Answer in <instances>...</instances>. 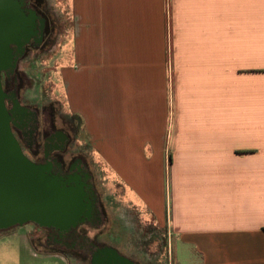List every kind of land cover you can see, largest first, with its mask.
<instances>
[{
    "label": "crops",
    "instance_id": "0c3cea01",
    "mask_svg": "<svg viewBox=\"0 0 264 264\" xmlns=\"http://www.w3.org/2000/svg\"><path fill=\"white\" fill-rule=\"evenodd\" d=\"M67 6L69 113L109 184L166 231L176 264H264V0ZM5 234L0 264H73Z\"/></svg>",
    "mask_w": 264,
    "mask_h": 264
},
{
    "label": "rangeland",
    "instance_id": "374dc122",
    "mask_svg": "<svg viewBox=\"0 0 264 264\" xmlns=\"http://www.w3.org/2000/svg\"><path fill=\"white\" fill-rule=\"evenodd\" d=\"M33 1L47 18L48 26L41 45L29 49L19 63L16 73L18 94L21 101L38 110L47 120L53 119L55 127L71 137L69 150L82 157L94 176L105 221L97 228L88 227L82 231L98 244L113 245L123 256L132 257L140 264H176L166 231L156 226L151 217L148 218L149 215L145 217V211L127 206L122 197L123 188L118 184H109L106 176L109 173L104 167L102 154L92 148L89 137L82 131L81 119L69 113L71 97L60 73L62 65L71 61V34L68 33L71 13L67 0ZM64 38L66 41L63 43ZM57 51L65 53L60 62H56ZM13 87L12 80L6 89ZM162 188L165 195L166 175ZM23 230L28 232L29 239L41 252H58L69 257L73 264H90L86 256L76 258L57 247L47 246L46 233L34 224L0 233V243L10 242V236L5 233Z\"/></svg>",
    "mask_w": 264,
    "mask_h": 264
},
{
    "label": "water",
    "instance_id": "95a60500",
    "mask_svg": "<svg viewBox=\"0 0 264 264\" xmlns=\"http://www.w3.org/2000/svg\"><path fill=\"white\" fill-rule=\"evenodd\" d=\"M45 26V19L26 9V0H0V233L29 224L67 232L96 214L101 220L91 185L81 178L55 176L50 165L31 161L12 129L3 76L15 74L32 40L41 45ZM90 177L85 174V180ZM91 264L136 263L106 246Z\"/></svg>",
    "mask_w": 264,
    "mask_h": 264
},
{
    "label": "flooded vegetation",
    "instance_id": "af4514ba",
    "mask_svg": "<svg viewBox=\"0 0 264 264\" xmlns=\"http://www.w3.org/2000/svg\"><path fill=\"white\" fill-rule=\"evenodd\" d=\"M26 9L35 11L41 18L46 20L43 37L44 41L48 26L47 18L33 0H26ZM36 45V42L32 40L26 47L24 56L29 49L37 47ZM17 70L13 75L3 76V86L8 95L7 108L11 111L13 120L12 129L23 152L31 161L37 164L50 165L52 167V173L55 176L63 178L70 176L81 178L83 182L85 181L91 185V190L95 192L98 198L96 209L100 211V221L97 219L98 215L96 214L92 221L67 232L56 229H42V231L46 233V245L49 247H57L65 253H71L76 258L79 256H86L89 258L91 264L93 257L103 247L112 246L116 248L113 245L98 244L82 231L84 228L88 227L97 228L105 221L104 211L95 186L94 176L82 157L76 154V151L69 150L72 141L71 137L65 131L57 129L53 119L47 120L38 110L31 108L21 101L17 89ZM12 80L14 81V87L11 90H7L6 86L11 83ZM67 154H69V157ZM85 174H89L91 177L85 180ZM129 259L136 264H140L139 261L132 257Z\"/></svg>",
    "mask_w": 264,
    "mask_h": 264
}]
</instances>
